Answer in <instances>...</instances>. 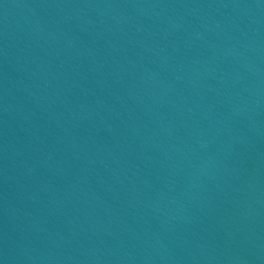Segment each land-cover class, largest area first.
<instances>
[{
  "label": "water",
  "instance_id": "water-1",
  "mask_svg": "<svg viewBox=\"0 0 264 264\" xmlns=\"http://www.w3.org/2000/svg\"><path fill=\"white\" fill-rule=\"evenodd\" d=\"M0 264H264V0H0Z\"/></svg>",
  "mask_w": 264,
  "mask_h": 264
}]
</instances>
